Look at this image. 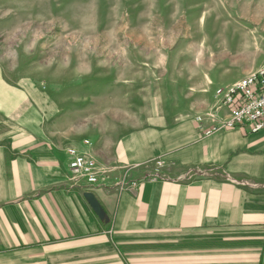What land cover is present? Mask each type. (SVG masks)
I'll return each mask as SVG.
<instances>
[{
	"label": "crops",
	"instance_id": "0c3cea01",
	"mask_svg": "<svg viewBox=\"0 0 264 264\" xmlns=\"http://www.w3.org/2000/svg\"><path fill=\"white\" fill-rule=\"evenodd\" d=\"M215 81L190 77L195 110H144L132 130V110L63 112L57 139L41 129L50 98L0 76V264H264V130L205 136L196 117L216 108ZM72 147L109 171L101 186L71 181ZM159 157L167 179L118 185Z\"/></svg>",
	"mask_w": 264,
	"mask_h": 264
},
{
	"label": "rangeland",
	"instance_id": "374dc122",
	"mask_svg": "<svg viewBox=\"0 0 264 264\" xmlns=\"http://www.w3.org/2000/svg\"><path fill=\"white\" fill-rule=\"evenodd\" d=\"M263 66L264 0H0V76L50 98L53 138L63 112L132 110V130L144 110H195L196 74L215 89Z\"/></svg>",
	"mask_w": 264,
	"mask_h": 264
},
{
	"label": "built area",
	"instance_id": "2783aa9c",
	"mask_svg": "<svg viewBox=\"0 0 264 264\" xmlns=\"http://www.w3.org/2000/svg\"><path fill=\"white\" fill-rule=\"evenodd\" d=\"M216 97L218 104L214 111L207 117L198 116L196 118V122L201 126L210 122V126L205 130V136L211 137L221 130L237 128L245 129L251 134L264 130V66L231 86L217 89ZM222 109L228 111L225 119H220L217 116V113ZM86 144L89 143L86 142ZM67 157L71 181L83 186L86 190H93L101 186L103 178L107 177L106 175L109 173L108 170L100 167L96 161L76 148H68ZM149 164H152L151 170L140 180H130L128 173L132 169L144 166V164L129 169L118 181V185L124 188L146 181L167 179L164 173L171 166L167 158H156L145 166Z\"/></svg>",
	"mask_w": 264,
	"mask_h": 264
},
{
	"label": "water",
	"instance_id": "95a60500",
	"mask_svg": "<svg viewBox=\"0 0 264 264\" xmlns=\"http://www.w3.org/2000/svg\"><path fill=\"white\" fill-rule=\"evenodd\" d=\"M85 198L88 200L89 204L91 205V207L94 209V211L98 214H100V206L99 203L96 200V197L93 193L88 192L85 193Z\"/></svg>",
	"mask_w": 264,
	"mask_h": 264
}]
</instances>
